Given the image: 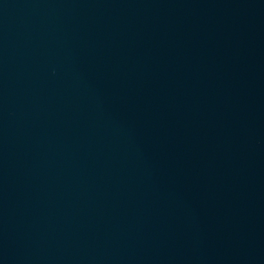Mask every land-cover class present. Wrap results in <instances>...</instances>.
Wrapping results in <instances>:
<instances>
[{"label": "water", "instance_id": "water-1", "mask_svg": "<svg viewBox=\"0 0 264 264\" xmlns=\"http://www.w3.org/2000/svg\"><path fill=\"white\" fill-rule=\"evenodd\" d=\"M0 264H264V0H0Z\"/></svg>", "mask_w": 264, "mask_h": 264}]
</instances>
